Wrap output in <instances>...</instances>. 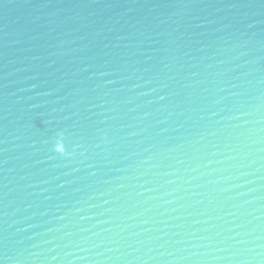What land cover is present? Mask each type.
<instances>
[{"label":"water","instance_id":"water-1","mask_svg":"<svg viewBox=\"0 0 264 264\" xmlns=\"http://www.w3.org/2000/svg\"><path fill=\"white\" fill-rule=\"evenodd\" d=\"M0 264H264V0H0Z\"/></svg>","mask_w":264,"mask_h":264}]
</instances>
